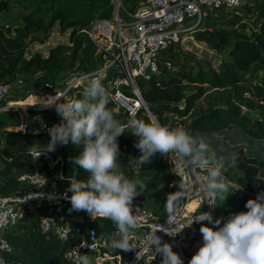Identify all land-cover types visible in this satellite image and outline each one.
<instances>
[{"label": "trees", "instance_id": "obj_1", "mask_svg": "<svg viewBox=\"0 0 264 264\" xmlns=\"http://www.w3.org/2000/svg\"><path fill=\"white\" fill-rule=\"evenodd\" d=\"M123 1L119 7L120 18L125 17L123 9L126 5ZM140 1L127 0L131 12L137 10ZM13 5L25 8L26 12L22 14L21 24L11 27L0 24V83L15 80L19 74L32 78L44 73L53 84L58 80L59 73L87 74L102 66L97 46L87 32L93 23L113 19V0H0V13L8 11ZM210 21H214L218 28H206ZM208 22L194 29V39L215 50H224L232 36L234 41L228 58L219 67L194 72L186 61H174V55L165 56L159 64L164 74L154 76L146 86L138 83L141 98L152 118L144 110H139L135 118L145 122L155 121L170 128H186L192 119L211 112L209 118L195 126L194 133L235 130L247 140L264 143V0L247 1L240 17H214ZM245 23L254 24L250 37L244 32L248 25ZM54 27L62 35L69 33L67 43L51 47L46 56L34 53L26 58L30 37ZM178 48L181 51L180 46ZM182 65L186 66L185 69ZM63 86L64 82L54 88ZM31 87L35 89L36 85L31 84ZM82 91L83 88H75L72 99L82 98ZM246 93L249 97L244 96ZM25 99L26 96L22 100ZM107 107L122 123L129 119L126 114L115 112L110 100ZM246 111L255 119L246 116ZM13 115L0 114V134L4 133V127L19 124L12 120ZM135 140L127 132L118 137L120 155L117 163L130 179L147 185L144 193L151 200L138 199V204L154 210L163 218L166 213L164 204L167 199L173 202L176 199L182 184L181 177L175 175L178 174L175 168V174H172L169 156L164 158L159 153L142 167L134 165L133 157L140 155L134 147ZM27 150L19 148L8 158L0 157V193H13L17 188L16 178L29 172ZM78 151L71 143L65 147L64 173L75 175L77 179H87V173L70 161V157L78 155ZM235 154L238 166L223 173L234 188L224 201L218 197L215 199L214 219L246 212V202L264 192V148L259 153H247L239 148ZM91 224L99 234L108 238L110 245L117 231L111 220L97 218ZM80 234L81 228L76 221H72L66 242L46 238L40 233L36 218L28 216L5 235L11 247V251L4 254L6 264H68L64 255L79 243ZM119 251L114 250V253Z\"/></svg>", "mask_w": 264, "mask_h": 264}, {"label": "built area", "instance_id": "obj_2", "mask_svg": "<svg viewBox=\"0 0 264 264\" xmlns=\"http://www.w3.org/2000/svg\"><path fill=\"white\" fill-rule=\"evenodd\" d=\"M247 1L249 0H141L135 12L126 10V7L123 9L125 16L123 20L119 17L120 4L117 1L113 19L95 22L93 27L91 26L92 29L87 32L97 46V54L103 61L100 68L87 74L100 79L106 86L115 112H122L130 118L136 117L139 110H144L151 118L147 106L140 99L138 83L146 86L154 76L164 74L159 64L165 56L178 53L181 40L188 38L193 40L185 36L187 33H193L195 28L205 24L207 18L240 17ZM190 22H194V26L189 30H183V25ZM99 26L110 27L109 35L104 36L106 38L96 37L95 33ZM84 75L73 76L64 82V86L60 89H55L51 82H45L41 86H36L35 91H44L45 94L42 96L47 97L57 95V99L62 97L60 102H68L73 100L71 94L75 88H83L78 86L76 81L82 82L81 78ZM23 85L24 82L19 77L0 83V114L10 107L7 98L20 90ZM244 96L249 97V94L246 93ZM43 106L39 109L45 114L44 118L29 123L20 121L11 129L12 134L37 138L38 141L34 143L47 144L50 140L47 129L60 123L61 117L57 115L54 107ZM22 143L23 146L26 145L25 142ZM5 146V139L0 137L2 158H8L4 154ZM66 146L58 145L55 152L42 154L37 159L36 155L31 154L26 147L30 158L29 172L16 178L17 188L13 193H0V258L6 264L4 254L11 251L5 235L15 229L26 217L33 216L38 222L42 235L61 243L69 239L72 221H76L79 225L80 241L64 255L68 264H77L78 256L83 253L89 255L91 264H160L162 257L156 254L155 245L151 243L149 237L155 230L168 227L167 213L160 218L154 210L138 204V198H134L132 212L138 218L140 226L129 241L133 250L114 253V249L108 245V238L99 234L92 226L94 219L84 211L69 212L71 205L63 198L69 185L66 179H61V176L68 177L64 173L63 159ZM178 176L189 185V188L180 187L178 191V194H182V206L175 207L178 227L172 235L183 229L174 237L166 235L163 231H158L157 235L161 237L162 242L172 244L173 251L183 258L184 264H188L203 240L199 231L201 226L199 222H193L190 227L187 225L200 212H210L212 215L214 207L210 206L206 199L204 200V194L200 189L201 182L196 183L199 189L194 192L188 170ZM67 195L70 196L71 193ZM196 195H200L199 206L187 214L183 209L184 204L194 199ZM203 223L208 224L207 221ZM171 227L174 228L175 225ZM93 232L94 237L90 235ZM82 243L86 244V247H80ZM129 253L132 254L131 257Z\"/></svg>", "mask_w": 264, "mask_h": 264}, {"label": "clouds", "instance_id": "obj_3", "mask_svg": "<svg viewBox=\"0 0 264 264\" xmlns=\"http://www.w3.org/2000/svg\"><path fill=\"white\" fill-rule=\"evenodd\" d=\"M81 79L82 98L63 103L60 102L62 97L57 99V95L48 98L50 102L43 107H54L61 122L47 129L50 136L47 144L37 142L28 149L36 159L42 154L55 152L58 145L71 143L79 150L70 161L87 173V179L61 176L69 185L63 198L71 205L69 212L84 211L94 220H111L117 229L110 241L112 249L133 250L129 241L140 226L132 212L133 201L147 189L142 181L126 176L117 163L120 155L118 137L126 129L136 138L134 147L140 152L138 157H133L134 165L142 167L157 153L164 158L175 154L186 168L206 170L207 176L200 188L210 206H216L217 197L222 201L227 198L231 185L223 173L238 166V156L226 146L223 132L193 133L181 127L170 128L135 117L122 123L107 107L109 94L102 81L88 74ZM180 187L187 189L189 185L182 183ZM69 192L70 196L67 195ZM164 206L168 227L155 230L149 239L155 245L156 254L162 257L160 264H184L183 258L173 251L172 244L162 242L157 235L158 231H163L174 237L183 229L172 235L178 227L176 208L169 199ZM245 207L246 212L232 213L227 218L214 220L210 212L194 216L187 227L199 222L203 243L188 264H264V192L249 199ZM209 224L213 226L209 227ZM90 235L94 237L95 233ZM80 247H86V244L82 243ZM0 264H5L2 258ZM77 264H91L89 255L80 254Z\"/></svg>", "mask_w": 264, "mask_h": 264}, {"label": "rangeland", "instance_id": "obj_4", "mask_svg": "<svg viewBox=\"0 0 264 264\" xmlns=\"http://www.w3.org/2000/svg\"><path fill=\"white\" fill-rule=\"evenodd\" d=\"M117 1L119 2V4H122L121 0H113L114 6L116 5ZM123 3L126 5V10H128L129 4L127 0L123 1ZM25 12H26L25 8H20L18 7V5L17 6L13 5V7H11L8 11L0 13V24L3 27H11L15 24H21L22 23L21 17L22 14ZM211 19L212 18H207L206 22H208ZM194 24H195L194 22H190L189 24L183 25V30L191 29L194 26ZM245 24L248 25L245 26L246 28L244 32L245 34H247L248 37H250V33H251L250 30L253 28L254 24L253 23H245ZM206 28H209L210 30H215L216 28H218V26L216 27L214 21H210L207 23ZM110 30H111L110 27L105 28L102 26V28L100 29L99 26L97 27L95 35L98 38H106L104 36H108ZM68 34L69 33L67 32L62 35L60 32H58L57 27H54L45 31L42 34L33 35L32 37H30V43L26 51L25 57L28 58L31 54L34 53H40L42 56H46L48 54V50L51 47L57 44L67 43ZM185 36H189L193 38V40H191L190 38H188L187 40H181V45H180L181 51H178V53L174 55L173 60L174 61L183 60L184 62L186 61L194 72L197 70H206L211 67L216 68L221 66L222 61L225 58H228L230 45L234 41L231 36L229 46L227 48H225L224 50H215L211 46H208L205 42H200L195 40L193 33H187ZM182 67L185 69L186 66L182 65ZM63 75L65 76L64 78H62ZM75 75L76 73L74 72L72 73L71 71H67L64 74L59 73L58 80L54 81L53 84L54 86L59 87L61 84H63V82L69 80ZM17 77L23 80L24 85L16 93H12L11 97L7 98L6 101H8L9 103H13V106L8 107V110L4 112L3 115L14 113V115L12 116L13 121L15 122L25 121L28 123L34 122L35 120H38L40 118H44L45 114L42 111H40L39 108H42L41 106L50 102V99L48 98L52 96H48V97L42 96L45 94L44 91L36 92L35 89H33L32 87L30 88V86L31 84H35L36 86H41L45 82H49L47 80V74L39 73L32 78L25 74H19ZM49 94H53V93L49 92ZM25 96L27 97V99L22 100L23 97ZM253 114L258 115V112H254ZM12 128L13 127L11 126H6L3 129L4 133L0 134V137L5 139L6 141L4 154L8 157L11 156L13 151L19 148L29 147L34 142L38 141L37 138L22 137L20 135H17L16 133L12 134L11 132ZM223 133L226 135V140H225L226 146L229 149H231L234 153L239 148H242L247 153H259L264 148V143H256L251 140H247L238 131L227 130V131H223ZM207 134H211V133H207ZM22 142H25L26 145L23 146ZM217 155H219L218 152ZM168 160L171 167V172L172 174H175L173 172V169L175 168V170H177V165L182 162L175 154H169ZM182 167L185 168L184 164ZM187 169L189 171V175L194 186L193 187L194 192H196L199 189L196 183L199 182L202 183L205 177L207 176V172L206 170H201V169H189V168ZM228 170L231 171L232 169H228ZM181 174H183V170H181ZM224 178L226 182L229 183L228 179L226 178V175H224ZM181 180L182 183H184L182 178ZM229 184L231 185V183ZM232 186L233 185H231L230 188L231 192L233 191L234 188ZM199 197L200 195H196L194 196V199L195 198L198 199ZM137 198L148 202L151 200V198L147 193H144L143 195H140Z\"/></svg>", "mask_w": 264, "mask_h": 264}, {"label": "water", "instance_id": "obj_5", "mask_svg": "<svg viewBox=\"0 0 264 264\" xmlns=\"http://www.w3.org/2000/svg\"><path fill=\"white\" fill-rule=\"evenodd\" d=\"M140 99H141L142 103L146 106V103L143 101V99H142L141 97H140ZM147 109H148V108H147ZM245 115L248 116V117H250L252 120L255 119V117H254L253 115H251V113H250L249 111H246V112H245ZM210 116H211V112H210V113H207V114H204V115H202V116L196 117V118L192 119V120L189 122L188 126H187L186 128H184V129L190 130V131H192V132L194 133V128H195V126H196L199 122H201V121H203V120L209 118ZM151 118H152V117H151ZM125 132L130 133V131H129L128 129H126ZM130 134H131V133H130ZM181 199H182V194L180 193V194L177 195L176 199L174 200V206H175L176 208H179V207L182 206V201H181ZM129 256L131 257L132 254L129 253Z\"/></svg>", "mask_w": 264, "mask_h": 264}, {"label": "bare ground", "instance_id": "obj_6", "mask_svg": "<svg viewBox=\"0 0 264 264\" xmlns=\"http://www.w3.org/2000/svg\"><path fill=\"white\" fill-rule=\"evenodd\" d=\"M102 28V26H100V29ZM78 83V86H83V83L80 82V81H76ZM8 106H13V103H9ZM182 162V161H181ZM183 164L180 163L177 165V173L179 175H182L181 174V170H183V173H186V171L188 170L186 167H182ZM199 206V199L195 198V199H192L190 201H188L186 204H184V211L188 214L190 212H192L193 210H195L197 207Z\"/></svg>", "mask_w": 264, "mask_h": 264}]
</instances>
